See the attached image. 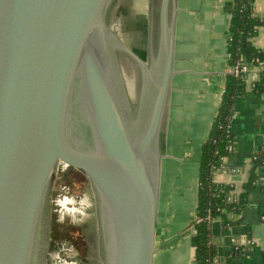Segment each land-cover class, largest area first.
I'll list each match as a JSON object with an SVG mask.
<instances>
[{
  "label": "water",
  "instance_id": "95a60500",
  "mask_svg": "<svg viewBox=\"0 0 264 264\" xmlns=\"http://www.w3.org/2000/svg\"><path fill=\"white\" fill-rule=\"evenodd\" d=\"M176 13L0 0V264H153Z\"/></svg>",
  "mask_w": 264,
  "mask_h": 264
},
{
  "label": "crops",
  "instance_id": "0c3cea01",
  "mask_svg": "<svg viewBox=\"0 0 264 264\" xmlns=\"http://www.w3.org/2000/svg\"><path fill=\"white\" fill-rule=\"evenodd\" d=\"M234 0H176L172 100L166 157L157 207L153 264H194L195 236L183 231L195 215L200 149L220 105L226 74L230 73L227 37ZM254 13L264 15V0H255ZM264 48V27L250 38ZM248 81V80H247ZM230 129L232 154L214 173L216 182L237 190L253 167L252 154L264 149V93L247 91L235 102ZM237 170L238 172H235ZM247 203L227 229L211 225V242L221 256L237 238L250 236L251 250L233 264H264V170Z\"/></svg>",
  "mask_w": 264,
  "mask_h": 264
},
{
  "label": "trees",
  "instance_id": "16d2710c",
  "mask_svg": "<svg viewBox=\"0 0 264 264\" xmlns=\"http://www.w3.org/2000/svg\"><path fill=\"white\" fill-rule=\"evenodd\" d=\"M255 0H234L230 9L228 24L227 53L233 67L259 65L258 78L247 81L246 72L226 74L220 105L215 113L209 132L200 149V163L197 182V204L193 220L188 225L195 236L194 264H233L247 254L244 246L228 247L223 256L211 242V225L219 221L221 228L227 229L236 223L247 203L248 191L256 179L255 168L264 170V149L252 154L253 167L248 179L237 192L214 180V173L221 167L226 157L231 155L233 135L230 129L235 113L236 99L247 91L264 93V48L255 47L250 38L259 27H264V15L254 13ZM264 220V204L260 206ZM209 217V219H208ZM250 237V236H246Z\"/></svg>",
  "mask_w": 264,
  "mask_h": 264
},
{
  "label": "built area",
  "instance_id": "2783aa9c",
  "mask_svg": "<svg viewBox=\"0 0 264 264\" xmlns=\"http://www.w3.org/2000/svg\"><path fill=\"white\" fill-rule=\"evenodd\" d=\"M259 65H255L252 67H247L245 65L239 66L238 63L235 64L233 67H231V72L237 74H242L243 72H246V79L248 81L251 80H255L258 78V74H259ZM240 74V75H241ZM235 172H238L237 170H234ZM233 184H229L230 187H232ZM238 190L235 188V186H233V188H231L230 193H234L237 192ZM209 219V217H208ZM254 242L252 241V239L250 237H244V238H237L234 239L232 241L231 246H234V248L238 247V246H244L243 250H247V253L251 250L252 246H253Z\"/></svg>",
  "mask_w": 264,
  "mask_h": 264
},
{
  "label": "rangeland",
  "instance_id": "374dc122",
  "mask_svg": "<svg viewBox=\"0 0 264 264\" xmlns=\"http://www.w3.org/2000/svg\"><path fill=\"white\" fill-rule=\"evenodd\" d=\"M193 220V219H192ZM191 220V221H192ZM183 235H186V234H190V235H194V232H193V230L192 229H190V230H185V231H183V233H182Z\"/></svg>",
  "mask_w": 264,
  "mask_h": 264
},
{
  "label": "clouds",
  "instance_id": "9594fccd",
  "mask_svg": "<svg viewBox=\"0 0 264 264\" xmlns=\"http://www.w3.org/2000/svg\"><path fill=\"white\" fill-rule=\"evenodd\" d=\"M65 199H69V198L65 197ZM69 202H72V201L69 199Z\"/></svg>",
  "mask_w": 264,
  "mask_h": 264
}]
</instances>
